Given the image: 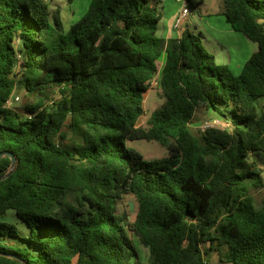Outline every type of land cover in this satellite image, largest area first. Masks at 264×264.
<instances>
[{"label":"trees","instance_id":"1","mask_svg":"<svg viewBox=\"0 0 264 264\" xmlns=\"http://www.w3.org/2000/svg\"><path fill=\"white\" fill-rule=\"evenodd\" d=\"M160 3L92 0L64 31L46 0H0V153L16 157L14 167L0 157V264H141L127 226L149 264H208L209 250L219 264H264V202L253 195L264 186V0H223L257 45L239 75L193 31L159 37ZM163 53L165 102L138 126ZM18 75L41 95L19 113L6 107ZM200 108L232 131L194 133ZM128 140L169 156L148 162ZM125 195L137 203L131 222L117 213ZM9 210L28 236L1 220Z\"/></svg>","mask_w":264,"mask_h":264},{"label":"rangeland","instance_id":"2","mask_svg":"<svg viewBox=\"0 0 264 264\" xmlns=\"http://www.w3.org/2000/svg\"><path fill=\"white\" fill-rule=\"evenodd\" d=\"M50 8L55 12L60 10V20L62 22L64 31H68L71 24L79 21L88 11L90 3L92 0H46ZM220 7L223 8V0H204L203 3H200L198 6H190V11L192 14L191 17V30L199 35L202 38L203 44L206 49L215 56L216 63L219 65L227 66L231 72L235 75L237 74V70L233 67V63L237 61V59L233 56H229L226 53V57L222 55L224 52L222 47L218 44L216 39L213 37L211 31L204 26V21L201 20L200 15L204 14L208 18L213 19V23L219 22V11ZM241 34V33H240ZM233 43V50L243 51L242 43L237 41L236 39L229 40ZM238 43V44H237ZM253 46V43H251ZM256 47V46H255ZM235 71V72H234ZM16 81V90L15 94L19 95L21 101L16 103L13 107L15 111L22 112L26 105L34 103L41 95H31L25 88L21 75H18ZM47 101L46 104L51 105L54 100L60 98V92L57 88L50 89L47 92ZM165 102V98L162 92V89L159 85L158 77H155L151 82V86L149 91L145 95V114L140 117L138 120V126L147 127L148 120L151 114L156 111L159 107H161ZM259 105L264 103V98H261L259 101ZM217 115L214 111L207 110L205 108H200L195 114L193 122L191 124L192 130L194 133H205L207 130L215 129L220 131H232V126L227 125V121H222V125L206 127L205 122L212 119L213 116ZM223 120V119H222ZM71 135V134H70ZM128 147H132L140 151L144 159L148 162H153L158 159H163L169 156L168 150L166 147L162 146L157 141H147V140H128L126 142ZM264 176V172H263ZM253 195L256 197V200L259 204L264 202V186L253 191ZM131 203L134 204V211L131 210ZM137 203L133 195H125L122 200L118 201L117 204V213L119 214H127L129 221H133L136 216ZM2 221H6L16 225L20 231L22 237L28 236L30 234V228L28 224L22 220L16 213L15 210H9L6 215L1 218ZM127 234L130 238L132 244L136 248L139 253L141 264H149L150 260V251L146 248L139 240V238L132 233L127 226ZM13 243H17L21 246H24L22 241L19 239H11ZM208 259V264H219L220 263V254L217 251H210L209 255H206Z\"/></svg>","mask_w":264,"mask_h":264},{"label":"crops","instance_id":"3","mask_svg":"<svg viewBox=\"0 0 264 264\" xmlns=\"http://www.w3.org/2000/svg\"><path fill=\"white\" fill-rule=\"evenodd\" d=\"M203 2L204 0H202L201 3ZM181 9L182 5L177 0H161V3L158 5V10L162 17L157 32V35L159 37L168 41L171 39L181 38L186 30L192 31L190 28L192 14L182 27L177 28L175 26L176 19ZM222 10L223 8L220 7V11L218 13L219 22L221 23L220 25H218L217 23H213L214 20L208 18L204 14H201L200 18L202 21L205 22L204 26L211 31L213 37L222 47V50L224 52L222 55L227 58V53L229 56H233L237 59V61L233 63V67L235 68V70H237L236 73L240 74L243 70L245 63L251 58L253 53L256 51L257 45L254 42L250 41L243 33L233 29L231 24L228 22L226 16L223 14ZM230 39H236L238 42L240 41L242 43L243 51L236 50L235 52V49L233 50V43L229 41ZM251 43H253V46ZM165 63L166 53H163L162 57L157 62L158 74L156 75V77H158V79L161 77Z\"/></svg>","mask_w":264,"mask_h":264},{"label":"built area","instance_id":"4","mask_svg":"<svg viewBox=\"0 0 264 264\" xmlns=\"http://www.w3.org/2000/svg\"><path fill=\"white\" fill-rule=\"evenodd\" d=\"M181 5L182 9L176 19L175 26L177 28H180L184 25V23L188 20V18L191 15L190 6H192L193 2H199L201 0H177ZM17 59H21V55H17ZM19 68V67H18ZM18 70V69H17ZM21 101V98L19 95L14 94L6 103V107L13 109L14 105ZM222 120L220 117H212V119L205 122L206 127H212V126H219L222 125ZM227 125H231V123L227 122Z\"/></svg>","mask_w":264,"mask_h":264},{"label":"water","instance_id":"5","mask_svg":"<svg viewBox=\"0 0 264 264\" xmlns=\"http://www.w3.org/2000/svg\"><path fill=\"white\" fill-rule=\"evenodd\" d=\"M4 156H8V157L11 158V160H12V167H14L16 165V157L14 156L13 153H11V152H3V153H0V157H4ZM5 178H7V175L4 176V177H1L0 178V181L4 180ZM134 207H135L134 204L131 203V210L132 211H134ZM0 254H2V253L0 252ZM4 255L10 256V257H14L15 256V255H12V254H4Z\"/></svg>","mask_w":264,"mask_h":264}]
</instances>
